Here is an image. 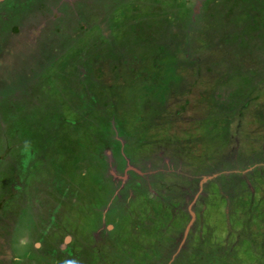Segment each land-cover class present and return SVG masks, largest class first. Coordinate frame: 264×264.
I'll return each instance as SVG.
<instances>
[{
  "label": "rangeland",
  "instance_id": "374dc122",
  "mask_svg": "<svg viewBox=\"0 0 264 264\" xmlns=\"http://www.w3.org/2000/svg\"><path fill=\"white\" fill-rule=\"evenodd\" d=\"M0 264H264V0H0Z\"/></svg>",
  "mask_w": 264,
  "mask_h": 264
},
{
  "label": "flooded vegetation",
  "instance_id": "af4514ba",
  "mask_svg": "<svg viewBox=\"0 0 264 264\" xmlns=\"http://www.w3.org/2000/svg\"><path fill=\"white\" fill-rule=\"evenodd\" d=\"M64 247H65V246H64ZM64 247H63V248H64ZM66 248H67V247H65V249H66ZM59 258H60V257H59Z\"/></svg>",
  "mask_w": 264,
  "mask_h": 264
}]
</instances>
